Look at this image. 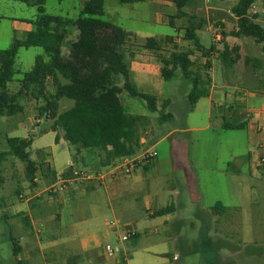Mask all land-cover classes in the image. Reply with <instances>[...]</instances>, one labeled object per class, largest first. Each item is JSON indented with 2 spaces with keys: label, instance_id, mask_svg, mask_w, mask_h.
Returning <instances> with one entry per match:
<instances>
[{
  "label": "rangeland",
  "instance_id": "1",
  "mask_svg": "<svg viewBox=\"0 0 264 264\" xmlns=\"http://www.w3.org/2000/svg\"><path fill=\"white\" fill-rule=\"evenodd\" d=\"M84 1L45 0V11L76 19ZM154 1L131 6L122 5L118 0H104V19L139 34V45L146 36L175 34L167 25L169 18L165 16L173 14V5L168 8L167 0ZM236 2L212 0L186 8L188 14L203 16L211 23L208 36L202 31L197 32L204 47L213 46L212 53L208 50V59L213 58L211 101L207 97L202 98L192 111H188L190 84L179 73L175 78L164 81L156 70L157 61L148 50L137 49L138 55L130 63L138 89L156 96L158 106L170 99L166 112L173 116L171 121L159 125L158 114L149 113L144 102L125 92L119 95L128 113L148 116V121L139 127L142 145L138 154L149 149L153 151L155 158L152 162L156 167L150 166L145 172L148 180L142 185L144 196L140 199L123 194L115 201L105 199L91 206L87 205V196L77 190L85 181H80L82 184L75 182L61 193L50 194L53 183L39 177L36 188L29 186L24 176V165L18 159L9 158L0 165V264H15L9 235L25 240L28 254H21L22 259L28 257L25 264H66L67 258L74 255L80 257L78 264H92L91 260L95 264L98 259L102 263L103 259H115L116 264H264V165H257L260 153L264 156V121L258 141H252L245 129H220L227 120L256 119V111L264 105L260 98L248 103L241 100L250 91L256 92V96L264 95V53L253 38L229 35L237 28L236 17L231 12ZM212 4L224 8V32L229 44L233 46L240 42L241 59L235 66L238 73L231 81L247 90H237L224 84L223 65L213 56L221 50L223 31L217 25L218 15L207 8ZM251 10L256 14H249L256 15V22L264 28V0H255ZM35 16L36 8L33 6L0 0V50L7 48L14 39L23 40L33 29ZM175 23L179 27L186 25L183 19ZM76 33L72 29L67 40H74ZM177 37L181 49L194 50L192 42L183 39V32ZM167 49H171L170 44ZM62 51L66 53L65 46ZM38 55H44L40 47L20 48L16 55V68L22 72L29 71ZM246 57L254 59L245 63ZM254 60H261V68H254ZM9 89L17 91L18 83H10ZM47 89L49 93L53 92L50 83ZM19 102L23 106L22 113L0 118V151L6 149V138L29 135L33 138L30 157L38 160L39 153L44 152L47 155L45 160L51 162L56 172H61L70 161L73 162L76 148L63 139L55 144V134L48 130L51 121L39 115L42 98L37 100L36 94L27 92L22 94ZM209 102L212 108L211 117L207 120ZM72 105L73 101L68 99L59 102L60 110ZM206 123L210 124L209 130H188ZM223 162L224 175L219 172ZM74 164L83 172L98 168L94 158L85 152L82 160L77 159ZM75 185L78 187L73 190ZM152 195L155 199L158 195L162 207L174 206L175 211L167 215L168 222L165 221L166 216L148 217L145 198L150 199ZM64 197L75 199L74 212L82 216L80 220L74 221L69 217L64 220V208L59 203ZM218 198L222 199L226 211L215 215L211 208ZM31 203L36 205L28 210L26 206ZM20 213L29 218L31 229L24 227L18 216ZM121 230L135 231L139 236L123 241ZM54 239L59 245L48 247ZM107 244L114 249L112 257L105 252ZM65 247L68 250H63Z\"/></svg>",
  "mask_w": 264,
  "mask_h": 264
},
{
  "label": "trees",
  "instance_id": "2",
  "mask_svg": "<svg viewBox=\"0 0 264 264\" xmlns=\"http://www.w3.org/2000/svg\"><path fill=\"white\" fill-rule=\"evenodd\" d=\"M36 8V16L32 21L33 29L26 33L23 40L14 39L5 49L0 50V118L13 117L23 111L19 99L23 93L32 92L36 99H43L39 107V115L49 119V131L55 134V144L63 139L76 148L72 158L76 163L77 154L84 151L97 162L98 169L114 166L121 158L137 155L141 148L139 127L148 121L147 115L128 113L119 98L125 92L132 98L144 102L151 114H158V124L171 121L173 116L166 112L169 100L158 106V98L138 89L132 78L130 63L139 48L150 51L159 64L158 73L164 81L175 78L178 73L190 84L187 93L188 111H192L196 103L210 94L211 77L203 76L195 62L191 60L194 50L202 51L196 32L204 24L202 18L183 12L190 0H170L176 14L169 16V25L173 27L175 17H184L188 26L183 29V39L192 42L194 50H183L175 43L174 35L163 38L146 37L139 45L140 38L136 34L104 19V0H86L76 19L61 15L48 14L45 11V0H14ZM60 1V0H58ZM121 4L144 2L147 0H118ZM255 0H237L231 7L236 17L237 28L229 35L233 37H251L261 46L264 53V28L256 22V15H250ZM74 29L77 33L74 40L67 38ZM227 34L221 33V50L218 59L225 68H232L240 58L238 47H229L224 41ZM171 49L168 51V45ZM66 47V53L62 48ZM40 47L44 55H38L29 71L22 72L15 66L16 55L20 48ZM212 53L213 46L203 52L205 57ZM168 53L166 54L165 52ZM210 60L205 62L206 71ZM250 60H247L248 63ZM260 61L254 60V68L259 69ZM197 67V68H196ZM18 83L15 92L10 91L9 84ZM48 83L53 88L49 93ZM62 99L73 101L69 108L60 110ZM246 122L238 120L224 121V130L246 128ZM46 130V131H48ZM33 138L11 137L5 139L6 149L0 151V165L9 158H15L24 165V176L31 188H36L37 177L49 184L59 180L73 178L72 168L66 167L56 172L40 152V159L30 157ZM152 162L138 164L148 170ZM77 168V166H76ZM135 168V169H136ZM78 169V168H77ZM1 182V178H0ZM18 194V192L16 193ZM53 194V193H50ZM175 210L169 205L153 212L151 217H162ZM213 214L225 212L221 202L211 208ZM25 228L30 229L28 217H22ZM135 239V234L129 239ZM12 253L16 257L22 249L17 239L11 237ZM124 260V258H123ZM78 255L67 258L66 264H78ZM17 264H25L18 260Z\"/></svg>",
  "mask_w": 264,
  "mask_h": 264
},
{
  "label": "crops",
  "instance_id": "3",
  "mask_svg": "<svg viewBox=\"0 0 264 264\" xmlns=\"http://www.w3.org/2000/svg\"><path fill=\"white\" fill-rule=\"evenodd\" d=\"M150 1H153V0H147V1H144V2H149L150 3ZM157 1H160V0H156V1H154V3H157ZM144 2H135V3H130V4H122V5H131L132 6V5L136 4V3H144ZM210 2H212V0H190L189 3L187 4V6L183 9V12H185L186 14H188L187 11H186V8L189 5H193V6L196 5L197 6V5H200L202 3L207 4V3H210ZM166 5L168 6V8H170L171 5H173V3L170 0H167V4ZM173 7H174V5H173ZM207 8L210 9V12H213L216 15H218L217 25H219L222 28V31L224 32V8H222L220 5H217V4L216 5H213L212 4L211 6H209ZM105 14H106V10H105ZM175 14H176V11H175V8H174V12L171 15H175ZM171 15H165V16H167L169 18V16H171ZM189 15H194V14H189ZM197 17L199 19L202 18L204 20L203 21L204 24L202 25V27L198 31H200V32L202 31L205 36L206 35L208 36V33L212 29L211 28L210 21L208 19L204 18L203 16L202 17L201 16L200 17L197 16ZM182 19L185 20L186 25L183 26V27L177 26V24L175 23L176 20H182ZM167 25H169V21H168V24ZM187 26H188V22H187V20L184 17H175L173 19V27H171V28H173V30L175 32V34H172V35H174L176 37L174 39L175 43H177V44L179 43V39L177 37V34H179L180 32H183V29L186 28ZM197 32H196V34H197ZM134 34H136L137 36H140L137 33H134ZM146 37H151V36H146ZM163 37H155V38H163ZM224 41L228 44L229 47H232L229 44V42L227 40V37H225ZM239 43L240 42H236V45H233V46H237L238 49H239L238 50L239 55H240L239 60L237 61V63L232 68H225V67H223L221 73H222V78L224 80V84H226V86H228V87L232 86V87H234L237 90H247L244 87H239V85H237V84L236 85H233L234 83H232V81H231V78H234V77L237 76V73L238 72H237L235 66L239 63V61L241 59L240 50L242 49V47L240 46ZM254 43L258 44L255 40H254ZM202 46H203V44H202ZM204 49H207V48L204 47ZM259 49L261 50L260 44H259ZM218 54L219 53H214V55H213L214 58L217 57L216 59H218V57H219ZM199 55H201V56H199ZM152 58L155 59L153 57V55H152ZM208 58H209V56L208 57H205V55L203 53V50L202 51L194 50L193 55L191 56V60L195 62L196 66L200 69L201 74L203 76L205 75V73L206 74H209V76H210V73L212 72V68H213L212 67L213 66L212 65V60H213L212 57L210 58L211 63H210V61H208L210 67L206 71L203 70V67L205 65V62L207 60H209ZM253 59H251L249 57H246L245 60H244V62L246 63L247 60L253 61ZM259 61H260L259 68H261L262 62H261V60H259ZM157 64H158V62H157ZM131 67L132 66H130V70H131ZM158 69H159V64H158L156 70L158 71ZM142 71H144V68L142 69ZM258 72H259V70L258 71H255L254 72L255 75H257ZM145 76H146V74L144 72V78H145ZM211 79H212V77H211ZM213 89H214V86L211 85L210 86V94L207 97V99H209V101H211L210 98L212 96V90ZM255 98H260V99H262L264 101V95H262L261 97L260 96H256V92H254V91L253 92L250 91L241 100L244 103H248V101H250L252 99H255ZM168 100H169V104H170V99H168ZM197 103H196V105H197ZM210 103L211 102H209V104H208V110L206 112V118H207V120H209L210 117H211V114L210 113H211L212 106H211ZM262 108H263V110H262ZM256 112H257L256 113V119H254L253 117L248 118L249 120L248 119H243V118L242 119H239L241 121H245L246 122L247 125H246L245 130L247 131V133L249 135V138L252 141H258V139H259V135H260L261 130H262V124H263V121H264V105L262 104L261 105V109H259ZM239 117L240 116L238 115V118ZM209 129H210V124L209 123H206V125H204L202 127L189 128L188 130H191L193 132H199V131H205V130H209ZM220 129L221 130H224V129L221 128V126H220ZM170 133H166V134L168 135ZM83 157H84V151H81L80 153L77 154V159L82 160ZM50 164H51V162H50ZM155 165L156 164H153V162H152V165L151 166H153V167H151V168H155L156 167ZM51 167L53 168L52 164H51ZM107 170L108 169H98V170H96L94 172H97V171L105 172ZM140 171L142 172V175L139 174ZM145 172H147V170L146 171L143 170L142 167H139V168L134 169L128 175L127 174H123L122 172H120L118 170H115L113 173L106 174L105 177H104V179L102 180V182H100V181H90V182L85 183L86 182L85 181V182H83V185H82L83 187L81 189H77L78 186L75 185L76 187H74L73 190H76L77 189V190H79L80 194H82L83 196H87V205H91V206L94 205V204H97V203H99V201H102V200H105V199L109 200L110 202L111 201H115L117 199H120V197L123 194H125L127 196H130V197L134 198L135 200H138V199H140V196H144L143 189H142V185H143L144 181H147L148 180L146 178V176H145ZM219 172L224 175V162L222 163V168L220 169ZM78 183L80 184L81 182L79 181ZM174 193H176L175 190H174ZM157 196H156V199H155V196H153V195L150 197V199H146L145 198V210L148 212V217H151V215L153 214V212L155 210L160 209V208H163L162 207V204L163 203H161V199L160 198H157ZM154 200H155V202H154ZM73 201H75V199L72 198V197H69V198H67V197L65 198L64 197L63 199H61L59 201L60 206H63V208H64V211H62L64 213L63 214L64 220H65L66 217H69V218H71L74 221L80 220L82 218V216L80 214H77L78 212L77 213L74 212V206H73L74 204H73ZM153 202H154V205H153ZM216 202L223 203L222 199H219V198L216 199ZM216 202H214V203H216ZM35 205H36L35 203L34 204L31 203L30 206H26V207L29 210V209L34 208ZM223 205H224V203H223ZM76 211H78V209ZM20 214H18V216ZM22 214H23L22 217H27V216H24V213H22ZM165 216H166L165 217V221L168 222V217H167V215H165ZM20 218H21V216H20ZM7 219L8 218L6 217V220ZM64 220H63V222H64ZM30 225H31V223H30ZM131 225L134 228V226H135L134 223H132ZM7 230L9 231V227H7ZM134 233H135V236L137 238L139 236V234L137 232H135V231H134ZM11 237H13V236H10V235L8 236L9 240H11ZM14 238L17 239V242L19 243V245H20V247L22 249L21 254H24V253L28 254V252L25 250V244H26L25 240L22 237H14ZM56 241H57V239H54L53 241H51L50 244L48 245V247H53L54 245H59L58 243H56ZM65 249H67V247L63 248V250H65ZM21 254H19L18 256L15 257V264H17L16 262L18 260H21V261H24L25 263H28V261H27L28 260V257L25 256V258L22 259ZM90 258H94V257L90 256ZM97 261H98V263H95V264H116L115 259H113V260L103 259V262L104 263L99 262V261H101L99 259L96 260L95 262H97ZM91 262H92V264H94V262L92 260H91Z\"/></svg>",
  "mask_w": 264,
  "mask_h": 264
},
{
  "label": "built area",
  "instance_id": "4",
  "mask_svg": "<svg viewBox=\"0 0 264 264\" xmlns=\"http://www.w3.org/2000/svg\"><path fill=\"white\" fill-rule=\"evenodd\" d=\"M249 12L256 14L254 10H250ZM217 39H219L218 36H217ZM259 147L261 149V146ZM260 154L261 155L259 158V162L257 164L264 165V156L262 153ZM154 158H155V153L149 149L143 153H140V154H137L131 157L121 158L114 166L107 168L108 170L105 172H100V171L83 172L76 168L74 162L70 161L66 167L72 168V174L74 177L68 178L66 180L57 181L56 183L51 185L49 191H51V193H61L65 191L66 188H69L70 186L72 187L75 182H79V181H86V182L100 181L102 182L106 174L113 173L115 170H118L122 172L123 174L128 175L136 168L138 164L140 165L142 163L145 164V163L152 162ZM133 235H134L133 231H129V230L122 231L121 230V239L123 241L129 239ZM105 252L108 257H112L114 255V249L112 248V246L108 244L105 246Z\"/></svg>",
  "mask_w": 264,
  "mask_h": 264
}]
</instances>
